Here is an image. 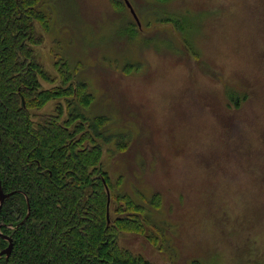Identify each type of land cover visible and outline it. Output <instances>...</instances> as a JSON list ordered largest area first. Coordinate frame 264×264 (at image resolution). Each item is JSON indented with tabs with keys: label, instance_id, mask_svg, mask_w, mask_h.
<instances>
[{
	"label": "rangeland",
	"instance_id": "374dc122",
	"mask_svg": "<svg viewBox=\"0 0 264 264\" xmlns=\"http://www.w3.org/2000/svg\"><path fill=\"white\" fill-rule=\"evenodd\" d=\"M127 1L135 37L125 0H42L51 27L38 26L35 47L57 78L46 89L68 63L90 85L89 114L129 134L125 151L105 147L103 169L164 235L121 246L155 264H264V0ZM128 63L140 69L126 73ZM225 82L249 93L239 110H228Z\"/></svg>",
	"mask_w": 264,
	"mask_h": 264
},
{
	"label": "trees",
	"instance_id": "16d2710c",
	"mask_svg": "<svg viewBox=\"0 0 264 264\" xmlns=\"http://www.w3.org/2000/svg\"><path fill=\"white\" fill-rule=\"evenodd\" d=\"M41 6L42 0H0V180L11 194L0 210V228L13 239L10 257L0 264H155L120 242L130 234L162 242L163 231L144 215V203L121 190L123 178L112 179L102 166L105 147L125 151L129 134L110 130V117L89 114L95 100L90 85L68 63H59L56 88L43 86L57 78L36 56L43 41L38 26L51 27ZM136 23L127 24L133 37ZM132 65L140 69L128 63L124 72ZM209 66L206 74L223 79ZM226 84L228 110H239L249 93L237 90L239 83ZM50 103L53 110L45 112ZM8 245L0 236V253Z\"/></svg>",
	"mask_w": 264,
	"mask_h": 264
},
{
	"label": "water",
	"instance_id": "95a60500",
	"mask_svg": "<svg viewBox=\"0 0 264 264\" xmlns=\"http://www.w3.org/2000/svg\"><path fill=\"white\" fill-rule=\"evenodd\" d=\"M125 3L127 5V7L129 8L131 14L133 15L134 19L138 23V25L141 26L140 25V22H139V19H138L137 15H136L134 9L132 8L131 4L127 0H125ZM0 143H1V134H0ZM107 193H108V205H107L108 206V211H107V218L109 220V214H110L109 213L110 191H109L108 187H107ZM10 197H11V194H5L4 191L2 190L1 180H0V210H1L2 206H3V204L5 203V201L7 199H9ZM0 236L3 237L5 240H7L9 242L8 247L0 253V258L1 257H4V256L6 258H9L10 255H11V253H12V250H13V239L10 238V237H8V236H6V235H3L2 232H1V228H0Z\"/></svg>",
	"mask_w": 264,
	"mask_h": 264
}]
</instances>
